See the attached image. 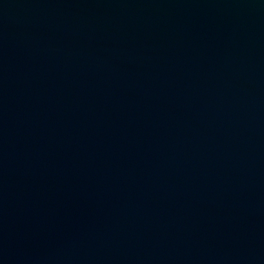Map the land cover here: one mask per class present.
<instances>
[{"label": "water", "instance_id": "water-1", "mask_svg": "<svg viewBox=\"0 0 264 264\" xmlns=\"http://www.w3.org/2000/svg\"><path fill=\"white\" fill-rule=\"evenodd\" d=\"M0 264H264V0H0Z\"/></svg>", "mask_w": 264, "mask_h": 264}]
</instances>
